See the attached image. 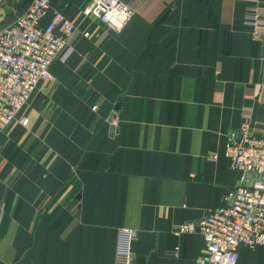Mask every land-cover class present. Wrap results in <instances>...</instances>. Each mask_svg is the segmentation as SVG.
Segmentation results:
<instances>
[{
    "label": "crops",
    "instance_id": "0c3cea01",
    "mask_svg": "<svg viewBox=\"0 0 264 264\" xmlns=\"http://www.w3.org/2000/svg\"><path fill=\"white\" fill-rule=\"evenodd\" d=\"M32 1L0 0V19ZM123 1L134 16L114 31L90 0H51L44 22L61 11L77 31L0 133V264H114L120 228L137 231L135 264H204L200 231L174 226L239 185L228 141L244 125L263 137L264 36L247 14L264 0ZM237 264H264V245Z\"/></svg>",
    "mask_w": 264,
    "mask_h": 264
},
{
    "label": "built area",
    "instance_id": "2783aa9c",
    "mask_svg": "<svg viewBox=\"0 0 264 264\" xmlns=\"http://www.w3.org/2000/svg\"><path fill=\"white\" fill-rule=\"evenodd\" d=\"M50 9L51 0H33L20 16L0 27V133L14 124L39 86L53 80L52 65L72 49L76 24L61 11H53L44 22ZM110 12L113 16H109ZM86 15L121 31L134 12L123 0H90ZM247 24L255 38L264 36V13L259 8L248 11ZM83 35L89 33L85 31ZM92 109L97 110L98 105ZM19 121L27 125L29 119L23 116ZM225 151L231 168L240 173L239 185L228 193L220 207L197 224L174 226L178 235L200 231L205 240L200 258L204 264H237L240 248L264 245V138L253 135L244 125L239 137L228 141ZM247 172L260 176L248 178ZM136 237L134 229H119L114 264H135L132 244Z\"/></svg>",
    "mask_w": 264,
    "mask_h": 264
},
{
    "label": "water",
    "instance_id": "95a60500",
    "mask_svg": "<svg viewBox=\"0 0 264 264\" xmlns=\"http://www.w3.org/2000/svg\"><path fill=\"white\" fill-rule=\"evenodd\" d=\"M111 130H112V133H113L114 128H112ZM239 135H240V132H237V133H236V138H238ZM263 138H264V134H263ZM246 175H247L248 178H251L252 176H254V177H259V176H260L258 173H253V172H247ZM261 178L264 180V176H261ZM252 184H253V183L250 182V186H252Z\"/></svg>",
    "mask_w": 264,
    "mask_h": 264
},
{
    "label": "rangeland",
    "instance_id": "374dc122",
    "mask_svg": "<svg viewBox=\"0 0 264 264\" xmlns=\"http://www.w3.org/2000/svg\"><path fill=\"white\" fill-rule=\"evenodd\" d=\"M10 19H11V18L0 19V20H2V21L0 22V27H3L4 25H6L7 23L5 24V22H8Z\"/></svg>",
    "mask_w": 264,
    "mask_h": 264
},
{
    "label": "clouds",
    "instance_id": "9594fccd",
    "mask_svg": "<svg viewBox=\"0 0 264 264\" xmlns=\"http://www.w3.org/2000/svg\"><path fill=\"white\" fill-rule=\"evenodd\" d=\"M109 16H113V13L110 12V13H109ZM121 18H123V17H121ZM113 22H114V23H117V27H120V24H119L118 22H116L115 20H114Z\"/></svg>",
    "mask_w": 264,
    "mask_h": 264
}]
</instances>
